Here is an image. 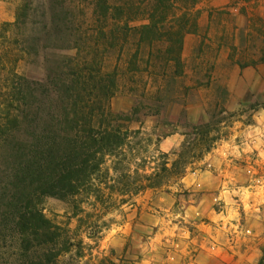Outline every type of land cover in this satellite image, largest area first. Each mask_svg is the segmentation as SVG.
<instances>
[{
  "label": "rangeland",
  "instance_id": "1",
  "mask_svg": "<svg viewBox=\"0 0 264 264\" xmlns=\"http://www.w3.org/2000/svg\"><path fill=\"white\" fill-rule=\"evenodd\" d=\"M99 1L0 0V24L29 10L0 57L17 40V72L52 81L38 104L61 126L89 104L82 123L128 135L81 193L39 201L71 241L63 264H264V0H107V17Z\"/></svg>",
  "mask_w": 264,
  "mask_h": 264
},
{
  "label": "trees",
  "instance_id": "2",
  "mask_svg": "<svg viewBox=\"0 0 264 264\" xmlns=\"http://www.w3.org/2000/svg\"><path fill=\"white\" fill-rule=\"evenodd\" d=\"M168 1L157 0L160 6ZM98 7L104 17L113 11L107 0L99 1ZM125 8L124 2L119 12L124 14ZM28 11L26 8V13L18 15L15 24H0V29H19ZM53 21L55 24L56 18ZM123 30L126 38L129 37L130 29ZM136 32L146 42L160 31L155 33L153 26L145 25ZM7 39H14L11 32ZM10 44L5 57H0V83L4 80L6 85L5 100L0 104V149L7 148L10 159V168L0 172L5 178L0 185V264H63V257L71 252V241L62 227L44 215L39 201L44 197L66 200L81 193L101 171L105 157L115 156L123 149L128 135L120 127L100 125L97 128L82 123L79 118L87 110L91 109L90 117L94 115L89 104L65 107L61 126L52 105L42 108L44 104H38L40 94L50 97L45 88L53 85L52 81L33 80L19 74L16 70L19 42ZM34 45H38V40ZM112 96L108 91L107 99ZM29 101L37 104H27ZM30 108L34 111L31 114ZM25 125L29 133L22 138L20 132ZM69 132L77 133L76 138L67 136ZM9 135L17 139L8 142L5 137Z\"/></svg>",
  "mask_w": 264,
  "mask_h": 264
}]
</instances>
